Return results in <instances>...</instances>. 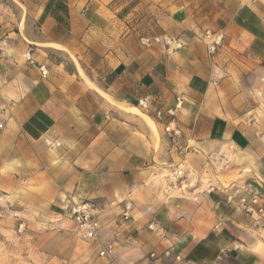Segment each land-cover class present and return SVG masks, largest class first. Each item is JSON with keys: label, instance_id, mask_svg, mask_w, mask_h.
Instances as JSON below:
<instances>
[{"label": "crops", "instance_id": "0c3cea01", "mask_svg": "<svg viewBox=\"0 0 264 264\" xmlns=\"http://www.w3.org/2000/svg\"><path fill=\"white\" fill-rule=\"evenodd\" d=\"M137 6L156 10L138 16L156 33L109 30L100 0L43 3L30 36L40 46L0 74L12 82L0 111V193L35 214L69 217L67 199L88 202L100 229L77 234L79 264H264V0ZM206 30L221 36L213 53ZM82 42L85 66L58 58H78ZM147 118L165 152L230 148L234 179L150 183Z\"/></svg>", "mask_w": 264, "mask_h": 264}, {"label": "rangeland", "instance_id": "374dc122", "mask_svg": "<svg viewBox=\"0 0 264 264\" xmlns=\"http://www.w3.org/2000/svg\"><path fill=\"white\" fill-rule=\"evenodd\" d=\"M100 1L104 7H96L98 8L96 14L102 16L101 23L108 21L109 30L113 26H119L126 31V27H129L131 30L134 29L138 36H150L157 32V23L142 21V18L138 17L142 14H154L156 11L153 9H145V11L141 6H137L142 0ZM44 2L46 0H0L1 75L4 71L10 74L9 70L14 68L15 63L25 65L28 61L26 56L29 47L40 46L32 43L30 36L37 35L38 21L42 17V11L46 9L42 8ZM112 14H118L121 19L119 24L110 23ZM97 40L101 42V39ZM82 43L78 58L73 54L69 56L66 51H62L63 54L58 58L66 62L73 60L75 63L76 60H80L85 66L88 61L85 56L86 51H82L85 43ZM20 46L23 50H19ZM2 77L0 76V111L5 110L6 107L2 100L9 101L12 97L8 92L12 82L8 77ZM13 84H15L14 80ZM120 106L124 112L130 107ZM2 116L0 115V126ZM140 116L146 119L145 114ZM148 128L151 148L154 151L150 183L156 186L161 184L168 188L171 184L185 185L186 182L192 183L200 179L205 186L213 182L226 187L234 179L235 176L225 175L230 167V158L234 155L230 148L226 149L221 145L210 151L199 149L198 155L194 154V156L185 152L177 155L178 151L163 150L156 125L154 129L149 126ZM159 154H166V158H160ZM176 167L182 170L179 178H174L172 173ZM186 178L188 181H184ZM79 239L81 238L77 235L70 216L67 217L62 212L59 215L35 214L29 209L18 207L12 198L0 193V264H79L76 259Z\"/></svg>", "mask_w": 264, "mask_h": 264}, {"label": "built area", "instance_id": "2783aa9c", "mask_svg": "<svg viewBox=\"0 0 264 264\" xmlns=\"http://www.w3.org/2000/svg\"><path fill=\"white\" fill-rule=\"evenodd\" d=\"M206 38L207 49L210 53H213L217 46L220 44L221 36L219 34H213L210 30H206L204 33ZM26 59L30 60V56H26ZM41 72L43 75L46 74V69L41 66ZM170 134L169 136L173 139L177 136V132L169 127L165 128ZM174 178H179L182 175V170L176 167L173 172ZM67 212L75 225V231L83 239H90L96 237L100 229V222L97 214L92 209L91 205L85 201H73L67 199L66 205ZM111 247L102 249L99 251L100 255L110 253Z\"/></svg>", "mask_w": 264, "mask_h": 264}, {"label": "bare ground", "instance_id": "6f19581e", "mask_svg": "<svg viewBox=\"0 0 264 264\" xmlns=\"http://www.w3.org/2000/svg\"><path fill=\"white\" fill-rule=\"evenodd\" d=\"M81 71V70H80ZM81 74H82V72H81ZM85 78V77H84ZM87 80V79H86ZM131 108H133V107H131ZM147 121H148V123H149V125H150V127H151V129L153 128H155V125H154V123H153V121L150 119V118H147Z\"/></svg>", "mask_w": 264, "mask_h": 264}]
</instances>
